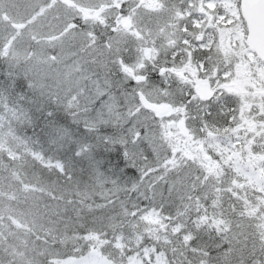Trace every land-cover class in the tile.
I'll use <instances>...</instances> for the list:
<instances>
[{
	"label": "snow or ice",
	"instance_id": "snow-or-ice-1",
	"mask_svg": "<svg viewBox=\"0 0 264 264\" xmlns=\"http://www.w3.org/2000/svg\"><path fill=\"white\" fill-rule=\"evenodd\" d=\"M0 264H264V0H0Z\"/></svg>",
	"mask_w": 264,
	"mask_h": 264
}]
</instances>
